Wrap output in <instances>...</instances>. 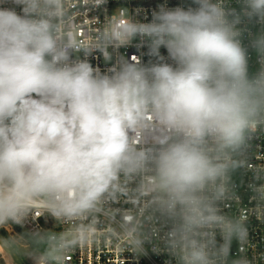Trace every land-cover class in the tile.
I'll return each mask as SVG.
<instances>
[{
  "label": "clouds",
  "instance_id": "clouds-1",
  "mask_svg": "<svg viewBox=\"0 0 264 264\" xmlns=\"http://www.w3.org/2000/svg\"><path fill=\"white\" fill-rule=\"evenodd\" d=\"M5 3L21 11L0 7V225H22L36 211L74 225L34 234V264H64L126 181L166 229L157 252L176 264H250L230 259L248 231L221 205L250 135L264 125V34L252 41L261 68L250 75L237 27L241 15L264 23V0H241L240 13L225 0L161 4L148 23L120 10L89 44L69 36L66 0ZM136 38L155 62L119 57L102 73L87 59L98 50L108 61L109 47ZM79 52L85 58L73 59ZM123 231L140 253L161 228L145 234L135 220Z\"/></svg>",
  "mask_w": 264,
  "mask_h": 264
},
{
  "label": "built area",
  "instance_id": "built-area-1",
  "mask_svg": "<svg viewBox=\"0 0 264 264\" xmlns=\"http://www.w3.org/2000/svg\"><path fill=\"white\" fill-rule=\"evenodd\" d=\"M88 0H66L69 13L68 34L75 36L84 44L91 43L101 31L103 24L114 14L123 15L133 21L148 23L152 20L153 11L165 4L167 7H196L192 0H105L101 5L89 6ZM0 7L15 8L19 13V6L5 3ZM226 9L242 11L241 0H225ZM241 31V43L247 50L248 71L256 74L261 64L252 41L264 34V23L256 18L249 19L241 15V22L237 26ZM161 54L167 58L166 49L161 48ZM111 59L106 61L100 51H94L87 56L94 68L102 73L113 67L119 57L129 62H139L147 65L155 62L149 55L146 42L136 38L128 46L119 48L109 47ZM84 59L83 52L73 53L72 58ZM171 63V61H168ZM232 196L222 205L223 212L232 217H239L245 221L248 231L246 243L233 241L230 259L246 257L250 264H264V198L257 195V189L264 188V125H258L250 135L245 146L244 155L231 175ZM135 181H126L124 188L112 199L105 201L98 211L89 219L94 222L95 232L89 240L77 246L64 257V264H176L173 257L163 249L162 237L166 229L162 224L152 219L147 199L136 194ZM139 220L145 234L156 228L161 231L151 237L144 244L143 252H136L130 246L129 237L124 233V226ZM14 227L29 237L38 232L63 233L74 228L72 223L58 222L51 216L36 211L33 216L21 225L9 222L0 225L5 232L15 231ZM219 240L220 237L217 236Z\"/></svg>",
  "mask_w": 264,
  "mask_h": 264
},
{
  "label": "rangeland",
  "instance_id": "rangeland-1",
  "mask_svg": "<svg viewBox=\"0 0 264 264\" xmlns=\"http://www.w3.org/2000/svg\"><path fill=\"white\" fill-rule=\"evenodd\" d=\"M6 234L8 243L11 245V247L13 246L15 248L16 253L19 255L22 262L24 264H34V261L29 258L33 250L30 249L27 240H25L16 231H9L6 232ZM2 253L3 252L0 250V260H2L4 264H11V262H9L5 255Z\"/></svg>",
  "mask_w": 264,
  "mask_h": 264
},
{
  "label": "water",
  "instance_id": "water-1",
  "mask_svg": "<svg viewBox=\"0 0 264 264\" xmlns=\"http://www.w3.org/2000/svg\"><path fill=\"white\" fill-rule=\"evenodd\" d=\"M0 250L5 254L11 264H24L18 254L14 251L8 241L0 233Z\"/></svg>",
  "mask_w": 264,
  "mask_h": 264
},
{
  "label": "trees",
  "instance_id": "trees-1",
  "mask_svg": "<svg viewBox=\"0 0 264 264\" xmlns=\"http://www.w3.org/2000/svg\"><path fill=\"white\" fill-rule=\"evenodd\" d=\"M14 230L21 235L25 240H27L30 249L34 250V248L36 247V245L33 242V239L29 236H27L26 234H24L23 232L19 231L17 228L14 227ZM0 233L4 236V238L7 240V234L4 230H0ZM12 248L14 249V251L16 252L15 248L12 246ZM19 256V255H18ZM0 264H4L2 260H0Z\"/></svg>",
  "mask_w": 264,
  "mask_h": 264
},
{
  "label": "bare ground",
  "instance_id": "bare-ground-1",
  "mask_svg": "<svg viewBox=\"0 0 264 264\" xmlns=\"http://www.w3.org/2000/svg\"><path fill=\"white\" fill-rule=\"evenodd\" d=\"M2 254H4V253H2ZM5 255V254H4ZM6 257V256H5ZM8 260V259H7Z\"/></svg>",
  "mask_w": 264,
  "mask_h": 264
}]
</instances>
